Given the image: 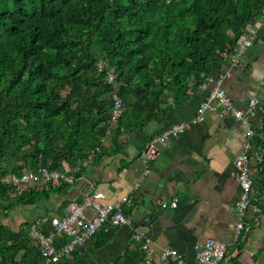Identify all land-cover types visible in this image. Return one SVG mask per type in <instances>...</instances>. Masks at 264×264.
<instances>
[{
    "label": "trees",
    "instance_id": "obj_1",
    "mask_svg": "<svg viewBox=\"0 0 264 264\" xmlns=\"http://www.w3.org/2000/svg\"><path fill=\"white\" fill-rule=\"evenodd\" d=\"M259 13L264 0H0V172L71 171L111 126L110 72L127 107L119 123L150 118L208 80ZM13 192L0 185V200Z\"/></svg>",
    "mask_w": 264,
    "mask_h": 264
},
{
    "label": "crops",
    "instance_id": "obj_2",
    "mask_svg": "<svg viewBox=\"0 0 264 264\" xmlns=\"http://www.w3.org/2000/svg\"><path fill=\"white\" fill-rule=\"evenodd\" d=\"M261 21L258 41L239 56L237 63L230 58L221 60L213 74L222 76L224 87L242 110L247 109L255 94L260 95L264 104V14ZM212 86L205 80L177 103L167 98L150 118H146L144 111L133 119L111 123L99 145L101 152L79 164L81 174L75 176L80 179L75 183L51 184L52 189L50 185L49 192L35 201L21 202L15 192L11 194L13 200L1 199L0 264H29L27 259L35 257V248L38 250L29 235L31 222L48 216L45 230L53 231L66 203L81 201L90 190L102 192L103 202L119 201L134 194L133 203L124 205L133 225L100 231L81 254L74 253L51 264H143L147 253L142 248L143 241L133 238L136 230L146 233L158 254L173 247L185 255L188 264L195 263V245L208 239L227 244V257L222 264H264V146L255 138L250 150L255 195L263 216L248 235L239 239L236 204L241 188L231 172L235 158L243 151L246 124L225 112L223 106L206 111L202 121L161 144L152 174L136 188L144 170L140 157L147 141L167 127L196 117ZM251 124L257 132H264L263 109L252 117ZM66 168L69 171L68 165ZM174 199L178 203L175 208L158 203ZM248 217L253 219L251 214ZM57 238L59 242L66 241L61 234ZM14 245L18 246L14 256L5 257L7 248ZM41 257L40 264H46L42 254Z\"/></svg>",
    "mask_w": 264,
    "mask_h": 264
},
{
    "label": "built area",
    "instance_id": "obj_3",
    "mask_svg": "<svg viewBox=\"0 0 264 264\" xmlns=\"http://www.w3.org/2000/svg\"><path fill=\"white\" fill-rule=\"evenodd\" d=\"M262 14H257L255 18L249 21L242 30V34L230 55L233 63H237L239 56L249 47L258 41L259 31L261 29ZM108 83L112 84V106L110 110L111 123L118 122L126 111V106L119 93V82L116 74L110 72L107 78ZM213 86L209 91L206 99L200 104L198 114L190 121L179 122L173 126L163 129L160 134L152 136L145 144L141 151V161L144 170L140 180L136 183L138 189L141 180L152 174L153 165L161 153V144L165 143L172 137H178L192 124L200 122L204 119L206 111L215 109L217 106H223L225 112H229L237 119L246 124L244 132V147L234 160V169L231 174L237 178L241 188L240 198L236 204L237 217V238H243L256 227L258 221L263 216V208L260 205L254 189V178L250 169V150L253 147L254 139L259 138L264 146V132L259 133L251 124V119L256 115L259 109L264 110L260 95H253L250 98L246 110L238 108L229 95L227 89L223 85L221 75H210L208 78ZM101 152V147L97 146L91 150L90 159L93 155ZM262 160V153L258 154ZM81 170V165L75 166L71 171H61L58 169H50L46 166L17 174L14 172H0V185H8L14 188V192L18 195L24 191L39 187L40 190H48L51 184L60 181L75 183L80 177H76ZM104 194L102 192H86L81 201H68L65 205L64 214L55 221L53 231L47 232L45 225L50 221L48 216H42L35 219L30 224L29 235L35 241L38 250L42 254L45 263L51 264L64 260L74 253L81 254L83 248L92 240L100 231L109 232L112 228L122 225H133V219L126 214L124 205L133 203L134 194L124 196L119 201L103 202ZM163 207L177 206V199L172 201H158ZM253 219H249V215ZM147 220H149L147 218ZM58 234L66 238V241L59 242ZM133 238L143 241L142 248L146 250L143 264H188L185 255L180 253L173 247L163 249L160 254L155 252L151 246V239L141 230L133 233ZM228 246L225 242L208 239L195 245V263L194 264H222L226 261Z\"/></svg>",
    "mask_w": 264,
    "mask_h": 264
}]
</instances>
